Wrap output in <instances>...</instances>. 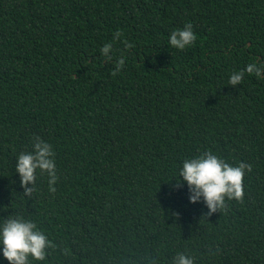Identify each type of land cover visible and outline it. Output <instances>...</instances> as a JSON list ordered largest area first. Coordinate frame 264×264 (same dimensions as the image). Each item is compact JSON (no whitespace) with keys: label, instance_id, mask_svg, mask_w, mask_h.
Segmentation results:
<instances>
[{"label":"trees","instance_id":"1","mask_svg":"<svg viewBox=\"0 0 264 264\" xmlns=\"http://www.w3.org/2000/svg\"><path fill=\"white\" fill-rule=\"evenodd\" d=\"M37 143L55 178L21 185ZM205 151L246 166L214 210L179 177ZM16 217L49 242L27 264H264V0H0V222Z\"/></svg>","mask_w":264,"mask_h":264},{"label":"clouds","instance_id":"2","mask_svg":"<svg viewBox=\"0 0 264 264\" xmlns=\"http://www.w3.org/2000/svg\"><path fill=\"white\" fill-rule=\"evenodd\" d=\"M195 39L192 25L188 23L182 29L173 30L168 43L176 49H184ZM109 49L110 45L105 44L102 52L107 53ZM245 71L258 75L260 68L255 64H248ZM241 79L242 75L237 73L229 77V83L234 85ZM34 147L35 155L21 154L18 157L16 172L20 176L21 185L33 181L36 168L48 170L53 180L55 178L53 161L48 158L51 155L49 146L37 143ZM245 167L244 164L233 167L216 154L205 151L200 156L185 159L179 169V177L191 193L190 201L195 202L202 197L207 207L214 210L223 203L225 196L230 199L240 198ZM48 243L43 232L37 230L30 220L16 217L0 222V256L9 264H27L29 255L34 260H43L44 248ZM173 264H192V260L180 255L178 259H174Z\"/></svg>","mask_w":264,"mask_h":264}]
</instances>
